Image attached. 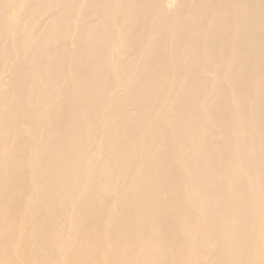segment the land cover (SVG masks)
I'll return each mask as SVG.
<instances>
[{
	"label": "bare ground",
	"instance_id": "1",
	"mask_svg": "<svg viewBox=\"0 0 264 264\" xmlns=\"http://www.w3.org/2000/svg\"><path fill=\"white\" fill-rule=\"evenodd\" d=\"M0 264H264V0H0Z\"/></svg>",
	"mask_w": 264,
	"mask_h": 264
}]
</instances>
